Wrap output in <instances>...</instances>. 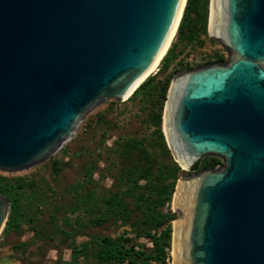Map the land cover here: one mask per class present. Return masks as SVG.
<instances>
[{"label": "water", "instance_id": "obj_1", "mask_svg": "<svg viewBox=\"0 0 264 264\" xmlns=\"http://www.w3.org/2000/svg\"><path fill=\"white\" fill-rule=\"evenodd\" d=\"M180 1L0 0V171L48 159L92 107L127 99ZM207 32L227 60L173 75L162 132L181 169L222 164L178 178L172 264H264V0H212ZM9 209L0 194V233Z\"/></svg>", "mask_w": 264, "mask_h": 264}, {"label": "rangeland", "instance_id": "obj_2", "mask_svg": "<svg viewBox=\"0 0 264 264\" xmlns=\"http://www.w3.org/2000/svg\"><path fill=\"white\" fill-rule=\"evenodd\" d=\"M207 8L209 12V0ZM175 35L176 32L168 48L175 42ZM197 39L200 42L177 43V57L161 74L162 78L174 71H184L185 67L206 65L207 61L214 60L216 54L222 62L227 60L223 46L208 35L207 24L206 31L199 33ZM160 65L161 61L150 75L155 74ZM127 99L105 100L92 107L71 137L48 159L20 171H0L7 177L22 179L26 187L24 218L17 228H3L0 233V264H126L103 262L97 257L98 243L103 236L114 238L123 235L131 239L128 244L145 250L151 248L149 238L136 234L129 224L109 213L102 214L103 200L117 187L118 177L128 161V157L122 156L118 142L130 137L140 138L151 131L147 122L148 110L142 108L138 100ZM207 157L215 156H205L198 161ZM215 158L219 161L215 167H219L222 161ZM89 164L93 167L92 175L86 179L84 188L78 187L77 184L83 180V169ZM184 171L179 177L198 172ZM87 188L93 189L96 196L91 207L83 209L77 198ZM168 209L172 212L171 202L164 205L163 211ZM99 216L102 221L94 223L93 220ZM176 218L175 212L170 221L171 228ZM169 256L166 264H172V246Z\"/></svg>", "mask_w": 264, "mask_h": 264}, {"label": "trees", "instance_id": "obj_3", "mask_svg": "<svg viewBox=\"0 0 264 264\" xmlns=\"http://www.w3.org/2000/svg\"><path fill=\"white\" fill-rule=\"evenodd\" d=\"M208 0H186L183 13L178 24L175 42L167 49L161 59L158 71L149 75L128 97L127 100H138L140 106L148 110L147 122L151 131L140 138L130 137L118 142L122 149V156L128 157L127 165L117 180V187L109 191L104 198L103 215L109 213L131 226L136 234L149 238L151 248L145 250L135 247L129 237L103 236L98 243L97 257L103 262H126V264H166L170 259L172 228L170 221L175 212L170 209L163 211L164 205L171 202L176 180L185 171L174 160L163 132L161 130V116L166 100L169 81L177 71L170 76L161 77L174 62L178 52L177 43H195L198 34L206 31L208 17ZM222 62L219 55H215L209 63ZM185 67V70L199 67ZM132 155V156H130ZM54 164H57L54 161ZM219 161L215 157H207L196 161L190 168L199 171L205 168H215ZM187 170L186 172H190ZM91 164L83 169V180L77 186L84 188L86 179L92 175ZM77 186L75 187L78 192ZM0 194L10 201V210L5 229L17 228L24 218L23 203L26 195L25 182L20 178H10L0 173ZM96 192L86 189L78 197L81 208L91 207ZM125 198L129 199L125 201ZM132 213L134 218H132ZM102 217H96L93 222L100 223Z\"/></svg>", "mask_w": 264, "mask_h": 264}, {"label": "bare ground", "instance_id": "obj_4", "mask_svg": "<svg viewBox=\"0 0 264 264\" xmlns=\"http://www.w3.org/2000/svg\"><path fill=\"white\" fill-rule=\"evenodd\" d=\"M184 3H185V0H181L180 1V5H179V8L177 10V14L175 16V19L173 21V24H172V27L169 31V34H168V37L166 38L163 46L161 47L160 51L158 52V54L156 55V57L154 58V60L152 61L150 67L147 69V71L141 76V78L136 82V84L134 85V87L139 83L141 82L147 75H150L158 66L159 62L161 61V58L163 57V55L165 54L170 42L172 41V38L175 34V31H176V28H177V25H178V22L180 20V17H181V13L182 10H183V7H184ZM211 5H212V0H210V4H209V31H210V18H211ZM133 87V88H134ZM132 90V89H131ZM124 99L126 97H123ZM163 130H164V126H163ZM165 131V130H164ZM173 228H174V231H173V239H174V236H175V222L173 224ZM172 254H173V250H172Z\"/></svg>", "mask_w": 264, "mask_h": 264}]
</instances>
